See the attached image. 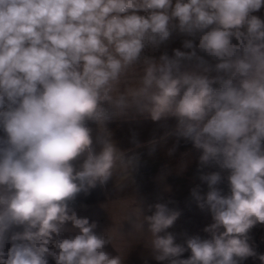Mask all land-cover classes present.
Wrapping results in <instances>:
<instances>
[{"label": "clouds", "instance_id": "1", "mask_svg": "<svg viewBox=\"0 0 264 264\" xmlns=\"http://www.w3.org/2000/svg\"><path fill=\"white\" fill-rule=\"evenodd\" d=\"M262 7L264 0H0V264H124L107 247L144 232L159 264L264 261L249 237L264 225V20L253 15ZM173 33L188 37L185 51L142 56ZM140 117L168 129L160 140L191 142L201 169H219L200 175L206 195L192 190L212 215L210 239L176 243L167 230L181 213L164 203L144 215L135 199L103 234L71 206L113 177L118 190L127 187L139 157L118 146L109 124ZM160 140L149 141L150 151ZM132 143L140 146L135 133ZM222 173L227 195L217 187Z\"/></svg>", "mask_w": 264, "mask_h": 264}, {"label": "crops", "instance_id": "2", "mask_svg": "<svg viewBox=\"0 0 264 264\" xmlns=\"http://www.w3.org/2000/svg\"><path fill=\"white\" fill-rule=\"evenodd\" d=\"M253 15L264 20V7L253 13ZM175 34L176 40L174 42L176 43L174 45V42H171L168 45L169 41H167L164 43L165 49L163 48L160 53L154 52L150 50L152 47L150 49L148 47L146 48L148 50L145 49L142 56L159 58V56L164 53H167L169 56L173 55L174 49L185 51L183 48V36L179 33ZM198 54L203 55V53ZM213 75H215V73H213ZM214 87L218 88L219 85L216 84ZM174 123V120L168 121L169 128H171ZM90 126L95 127L91 124ZM109 128L112 130L113 138L121 149L129 151L130 154L135 153L139 157V167L132 173L131 181L128 182L134 186H144L145 192L147 191L145 194L149 196V198L147 197L144 199H149L150 201L155 200L158 203L167 204L172 210L182 211L183 204L181 202L185 199H189L184 195L183 185L186 182L184 181L183 172L185 167L188 166V163H191L190 167L194 165L195 168L199 170L197 173L198 175L195 174L198 177H192L191 182H197L201 175V168L198 160L200 152L193 147L191 142L186 141L183 138H180L177 141L176 137L170 136L166 140H160L168 129L161 127L157 122H153L150 119H145L143 117H140L137 120H116L109 124ZM133 133H135L140 146H136L132 143ZM4 135L3 131L0 130V137ZM154 138L160 140V143L156 146L155 151H150L148 143ZM174 144L176 145V150L169 155V150ZM117 182L118 176L113 177V179H111L105 186H97L88 194H79L71 206L74 210L97 208V206L107 200L111 192L117 189L115 187ZM161 185H171V187L168 189L166 187V190H158L155 188V186ZM176 186L180 187L176 188ZM152 196L154 198H152ZM178 201H180L182 205L178 204ZM147 208L149 209V207ZM148 209H145L144 212L147 213ZM152 211H154V208Z\"/></svg>", "mask_w": 264, "mask_h": 264}, {"label": "rangeland", "instance_id": "3", "mask_svg": "<svg viewBox=\"0 0 264 264\" xmlns=\"http://www.w3.org/2000/svg\"><path fill=\"white\" fill-rule=\"evenodd\" d=\"M139 14L146 15V13L143 12ZM187 38L188 37L183 36L184 40ZM175 40L176 34L173 33V35L168 40V45L169 43L174 42ZM175 43L176 42H174L173 45ZM150 48L151 46L149 47V49ZM163 48L165 49L164 44L160 45L158 49L151 48L150 50L160 53L162 52ZM190 165L191 163H188V166L185 167L183 172L184 181L186 182L183 185L184 195L185 197L189 198L185 199L189 202L184 200L183 202H181L183 205L180 203V201L177 202L178 204L182 205L183 210L179 211L182 214H180L178 219L175 221L174 225L167 230L176 237V243L180 244L185 243L188 238L194 236H199L201 239H210L211 235L205 232L204 229L214 222L210 211L207 208L201 210L192 196V190L194 188H198L201 195H206L209 189L207 187V184L202 182L200 178H198L196 183L195 181L191 182V178H194L196 176L195 174H197L199 170L195 168L194 165H192L191 167ZM217 170L219 169L215 167H205L201 169L200 173L203 174ZM197 177L198 176H196L195 178ZM222 177L223 178L221 183L217 186L219 189L227 181V173H222ZM166 187L168 189L169 187H171V185L155 186V188L158 190H166ZM177 187L180 186H176V188ZM145 193H147V191L145 192L143 185L134 186L127 182V187L125 189H123L122 191L116 189L111 192L107 200L97 206V208H83L76 209L75 211L79 217L89 218L90 223L96 222L97 233L103 234L106 230L110 229L113 224H117L127 211H130L132 208H134V206H136L135 199H137L140 207L143 210L144 215H150L152 211H149L147 207H149L150 205H155L158 202L155 200L150 201L149 199H144L147 197L149 198V196ZM152 198L154 197L152 196ZM145 209H148L147 213L144 212ZM124 230H130V226L127 223L124 224ZM150 239L151 236L147 232L134 233L126 240L114 241L115 247L108 246L107 250L109 252H112L114 255H122V258L124 259V264H145V261H147V264H159V262H157L150 256V250L148 247ZM10 247L11 242L6 243L5 251H7V249ZM189 255L190 252H186L182 258H187ZM49 264H55V260L51 257H49Z\"/></svg>", "mask_w": 264, "mask_h": 264}, {"label": "built area", "instance_id": "4", "mask_svg": "<svg viewBox=\"0 0 264 264\" xmlns=\"http://www.w3.org/2000/svg\"><path fill=\"white\" fill-rule=\"evenodd\" d=\"M223 195H227L230 192L228 181L220 188ZM250 241L254 243L258 254H264V225H257L249 232ZM245 264H258L256 259H248Z\"/></svg>", "mask_w": 264, "mask_h": 264}, {"label": "trees", "instance_id": "5", "mask_svg": "<svg viewBox=\"0 0 264 264\" xmlns=\"http://www.w3.org/2000/svg\"><path fill=\"white\" fill-rule=\"evenodd\" d=\"M20 230L22 229L17 228L14 231H20ZM257 261H258V264H264V261H261L259 258H257Z\"/></svg>", "mask_w": 264, "mask_h": 264}]
</instances>
